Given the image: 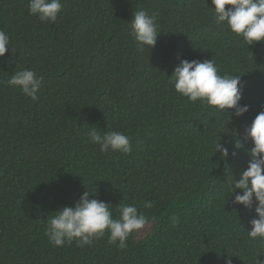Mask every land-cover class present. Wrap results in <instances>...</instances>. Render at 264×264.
I'll use <instances>...</instances> for the list:
<instances>
[{
    "label": "trees",
    "instance_id": "16d2710c",
    "mask_svg": "<svg viewBox=\"0 0 264 264\" xmlns=\"http://www.w3.org/2000/svg\"><path fill=\"white\" fill-rule=\"evenodd\" d=\"M28 3L0 0L11 41L0 57V264H264V239L248 235L258 202L236 205L231 192L254 147L245 129L264 111V42L217 25L211 0H61L54 23ZM140 9L157 14L152 50L132 36ZM212 59L220 75L241 76L243 116L193 103L170 82L181 60ZM23 69L42 78L38 100L8 84ZM89 127L124 133L131 153L102 152ZM85 191L113 218L135 205L149 223L123 250L107 232L83 249L54 247L48 217Z\"/></svg>",
    "mask_w": 264,
    "mask_h": 264
},
{
    "label": "clouds",
    "instance_id": "9594fccd",
    "mask_svg": "<svg viewBox=\"0 0 264 264\" xmlns=\"http://www.w3.org/2000/svg\"><path fill=\"white\" fill-rule=\"evenodd\" d=\"M214 5L215 23L226 24L232 33L241 36L252 46L264 42V0H211ZM29 12L38 16L42 22L54 23L63 10L61 0H29ZM132 36L136 41L138 51L145 48H155L159 33L157 14H149L146 10H136L130 22ZM11 44L9 35L0 29V57L5 56ZM170 82L174 84L176 92L189 101H199L206 106L214 107L220 112L234 109L237 117L249 111V107L241 105V76L220 75L216 60H181L174 70ZM42 78L30 69L15 71L8 81L9 85L18 87L22 93L38 100ZM89 140L100 146L104 153L122 152L130 154L132 151L130 138L122 132L103 131L97 127H89ZM246 138H250L254 147L250 150V162L238 180H234L233 203L251 208L258 202L256 213L258 219L251 221L252 228L248 235L252 239H264V111L257 114L251 125L245 129ZM216 152L222 158L229 157V149L218 143ZM237 148L243 143L237 142ZM235 155V153H232ZM236 189L242 190L236 193ZM145 208H152L151 201L144 202ZM112 206L99 200L90 199L85 191L74 207H64L53 213L47 219L46 235L54 247H63L65 244L83 249L91 246L93 241L109 233V243L121 250L128 247L129 237L144 229L149 218L139 212L135 205H120L119 218H113ZM173 226L179 224V217H172ZM231 264V259L226 261Z\"/></svg>",
    "mask_w": 264,
    "mask_h": 264
}]
</instances>
